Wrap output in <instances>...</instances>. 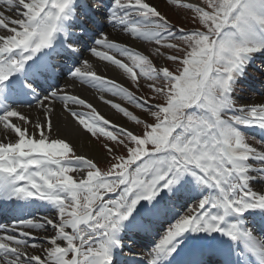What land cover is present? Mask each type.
<instances>
[{"label": "snow or ice", "instance_id": "1", "mask_svg": "<svg viewBox=\"0 0 264 264\" xmlns=\"http://www.w3.org/2000/svg\"><path fill=\"white\" fill-rule=\"evenodd\" d=\"M168 5L192 26L153 0H0V217L11 219L0 224V264H122L125 248L126 264H264V101L239 102L264 56V0ZM97 14L150 51L110 37ZM255 70L264 86V60ZM68 80L144 116L100 95L137 127L115 123ZM58 104L102 153L64 134ZM137 238L148 239L139 260Z\"/></svg>", "mask_w": 264, "mask_h": 264}, {"label": "rangeland", "instance_id": "2", "mask_svg": "<svg viewBox=\"0 0 264 264\" xmlns=\"http://www.w3.org/2000/svg\"><path fill=\"white\" fill-rule=\"evenodd\" d=\"M153 2L159 6V9L168 17V19L172 23L177 24V25H179L181 27H191L192 26L191 25V13L190 12H188L186 10H177V9H175L173 7H170L168 5V0H153ZM97 15H98V19L100 20V22L104 24V27L102 29H100V30L107 32L110 35V37L116 39L117 41L126 42L130 46L135 47L137 49H138V47H137L138 45L137 44H142V46L145 48V53L146 54H147V52L150 51L151 45H149L146 42H141V41H135V40H132V39H128L127 37L124 36V34L120 33L119 31H116L114 29H113L114 31L106 30V29H110L109 25L104 22L103 18L100 17L99 14H97ZM90 27H92V25H90ZM115 32H118V34H115ZM84 41L85 42L88 41L87 37H85ZM88 44L90 45V41L88 42ZM85 52L88 54L87 58L89 57L90 54L87 52V49L85 48L83 53H82V55L79 57V59H84L85 58V57H82ZM262 57H264V56H262ZM259 59L260 58L257 57L256 60H259ZM261 61H258V62H261ZM101 63L105 64V62H101ZM71 64H72V60L70 61V63H68V65L71 66ZM258 64L257 65L254 64V66L249 67L248 70H247L248 74H249V78L244 83V84H247L246 86H243L244 91L242 93H239V95L242 96V99H240V101H239L240 103H253V102L264 101V95H262V92H264V86H262L260 81H259V79H257L260 74L258 72H256V70H255L257 67L261 66V63H260V65H258ZM167 66H169L172 70L176 69V65L171 64V62H167ZM120 73H122V72H120ZM62 78H63V80L65 79V81L67 80V76L66 75L62 76L60 79H62ZM124 78L126 79L125 86L129 87V89L131 91L135 92V94L137 96H140V95H151L149 90L146 87H144L145 81L143 79H141V81H140V83L142 85V89L140 91H137L136 88L133 85V82L129 78H127L126 76H124ZM65 81L63 83L64 86H65ZM59 83H60V80H59ZM67 86L70 87V80H68V85ZM254 86H257L258 89H254L255 88ZM116 102L121 103L123 106L128 107L130 111H133L135 114L140 115L143 118L144 114L141 112L140 109H137L134 105L127 104L126 101H124V100H122L120 98H116ZM119 116L123 117L122 115H119ZM123 118H125V117H123ZM125 119L127 120V118H125ZM129 122L132 124V126L134 128L137 127L134 122H132V121H129ZM140 127L142 128V126H140ZM247 135L250 138L249 142L252 143L256 147H259V145L256 144V141L260 140L261 137H262V134H261L260 130L258 128L254 127V128L249 129L247 131ZM88 136L98 146L99 151L103 152L101 141L96 140L94 137H91L90 134H88ZM98 166L100 168H102V169L103 168L107 169V167L109 166V162L104 161V160H100L99 163H98ZM49 234H51V232H49ZM136 247H138L140 249V253H138V254H142L143 255V253L146 252V251H144V250H146V248L144 249V246H141L140 244H136L135 243L134 248H136ZM122 254L123 255H129L128 248H125L124 252Z\"/></svg>", "mask_w": 264, "mask_h": 264}, {"label": "bare ground", "instance_id": "3", "mask_svg": "<svg viewBox=\"0 0 264 264\" xmlns=\"http://www.w3.org/2000/svg\"><path fill=\"white\" fill-rule=\"evenodd\" d=\"M106 30H112L113 29H106ZM115 34H118V32H115ZM139 50L145 51V48L142 46V44H137ZM88 54L85 52L82 57L87 58ZM94 66L99 70L100 73L107 75L110 78H115L118 82L126 84V79L124 76L114 67H106L105 64L101 63L100 61L93 58ZM65 79H60V83L58 86H64ZM68 90L74 94L80 95L82 98H86L90 103H92L97 110L104 115L106 118H109L113 120L115 123L125 124L130 129L134 128L132 124L126 120L125 118L119 116L110 105H107L103 103L100 99V95H105L106 98L112 99L109 94L107 93H98L95 89H92L88 86L82 85L79 81L72 82L70 81V87H68ZM34 104V103H33ZM23 109L25 111H29L27 105L25 104L23 106ZM57 113L61 117V125L64 129V134L68 135L70 138L75 139L81 152L87 153L89 156H97L99 151L98 146L90 139L88 134L85 133V131L81 128L79 133L76 132V125L71 122V119L67 116L66 113L62 111V106L59 104L57 105ZM34 115L36 113H33ZM14 139V137H13ZM102 153V152H100ZM1 223L6 224L4 220H1ZM8 225V224H7ZM138 253L133 252L132 256L137 257ZM126 262V261H125Z\"/></svg>", "mask_w": 264, "mask_h": 264}]
</instances>
